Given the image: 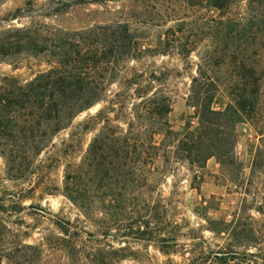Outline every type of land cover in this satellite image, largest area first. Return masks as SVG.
Here are the masks:
<instances>
[{
    "label": "trees",
    "instance_id": "16d2710c",
    "mask_svg": "<svg viewBox=\"0 0 264 264\" xmlns=\"http://www.w3.org/2000/svg\"><path fill=\"white\" fill-rule=\"evenodd\" d=\"M63 1H50L43 17L58 18L60 7L66 6ZM116 1L125 0H84L79 4ZM185 3H205L217 17L202 23L196 37L187 35L186 23H176L165 31L159 49L144 48L130 26L119 22L66 30L33 21L30 27L13 28L0 36V56L29 54L43 59L46 66L30 80L8 76L1 81L0 154L10 166L8 171L15 169L18 153H29L31 143L41 150L50 139L73 129L65 144L68 154L80 145L83 135L94 134L80 163L67 164L64 194L87 219L100 224L105 238L111 226L98 221L87 206L104 185L125 189L132 179L134 183H148L161 153L166 162L171 156L193 169L204 170L210 159L222 160L233 153L236 126L244 121L264 136L257 117L261 89L252 80L256 73L248 57V51L264 46V0ZM20 14L18 11L13 18H22ZM201 44H206L202 52ZM197 51V76L192 79L188 98V106L196 111L197 126L187 123L176 131L169 121L173 100L167 91L168 74L144 61L169 52L189 60ZM221 71L230 72L231 79L219 82L215 76ZM220 92L229 102L223 111H215ZM98 105L103 107L94 116L74 124ZM109 196L113 205L120 194L113 189ZM146 204L151 212L158 208ZM126 216L122 215L121 221L137 220ZM55 224L59 235L49 246L62 249L72 264L122 261L124 249L114 250L103 241H93L91 234L84 239V231L70 222ZM90 242L97 247L89 246ZM161 242V250L171 248L165 240ZM43 254L38 246L0 242V264H42Z\"/></svg>",
    "mask_w": 264,
    "mask_h": 264
},
{
    "label": "rangeland",
    "instance_id": "374dc122",
    "mask_svg": "<svg viewBox=\"0 0 264 264\" xmlns=\"http://www.w3.org/2000/svg\"><path fill=\"white\" fill-rule=\"evenodd\" d=\"M50 1L0 0V36L13 28L30 27L33 21L66 30L119 22L130 26L144 48L159 49L165 31L176 23H186L187 35L196 37L202 23L217 17L207 4L189 6L185 0H125L101 5L64 0L66 6L60 7L58 18H45ZM238 9L243 12L242 6ZM18 11L22 18H13ZM205 45L199 46L201 52ZM199 52L189 60L169 52L144 61L168 74L167 91L173 100L169 121L176 131L187 123L197 126L196 111L188 106V98L192 79L197 76ZM248 57L256 73L252 80L261 89L257 117L264 129V46L248 51ZM45 68L43 59L29 54L0 56V84L8 76L30 80ZM215 77L225 83L232 76L221 71ZM224 95L217 94L215 111H223L228 104ZM102 107L83 113L74 124L94 116ZM72 130L50 139L41 150L29 144L28 154L18 153L13 171H8L10 166L0 154V242L42 248V264H72L62 249L49 246L59 235L55 223L61 221L84 231V239L91 234L93 241L124 249L120 264H264V136L250 122L236 126L233 153L222 160L210 159L204 170L171 156L166 162L161 153L157 172L154 170L148 183L132 179L125 189L104 185L87 206L98 221L111 226L108 238L102 235L100 224L87 219L64 194L67 164L80 163L94 136L83 135L80 145L67 154L65 144ZM113 189L120 197L110 205ZM148 202L158 208L151 212ZM139 208L142 211L136 213ZM124 214L126 219L137 220L121 221ZM162 240L171 248L161 250ZM93 244L97 247L93 242L89 246Z\"/></svg>",
    "mask_w": 264,
    "mask_h": 264
}]
</instances>
